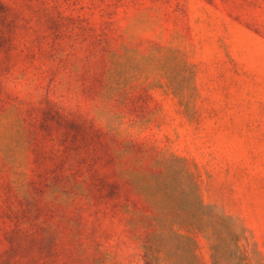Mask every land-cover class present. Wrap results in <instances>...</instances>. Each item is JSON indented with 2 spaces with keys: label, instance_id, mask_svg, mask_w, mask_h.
<instances>
[{
  "label": "rangeland",
  "instance_id": "1",
  "mask_svg": "<svg viewBox=\"0 0 264 264\" xmlns=\"http://www.w3.org/2000/svg\"><path fill=\"white\" fill-rule=\"evenodd\" d=\"M174 156L264 264V0H0V264H152Z\"/></svg>",
  "mask_w": 264,
  "mask_h": 264
},
{
  "label": "trees",
  "instance_id": "2",
  "mask_svg": "<svg viewBox=\"0 0 264 264\" xmlns=\"http://www.w3.org/2000/svg\"><path fill=\"white\" fill-rule=\"evenodd\" d=\"M177 162L180 167L175 171ZM158 163L164 171L153 175L155 191L139 185L155 206V216L145 222L154 227L142 245L147 258L152 264H201L198 237L202 236L210 245L212 264H240L235 218L202 199L185 159L174 156L173 161L159 159Z\"/></svg>",
  "mask_w": 264,
  "mask_h": 264
}]
</instances>
